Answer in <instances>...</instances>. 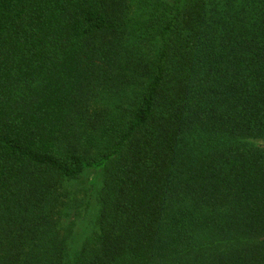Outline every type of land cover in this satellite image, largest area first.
<instances>
[{"label": "trees", "instance_id": "1", "mask_svg": "<svg viewBox=\"0 0 264 264\" xmlns=\"http://www.w3.org/2000/svg\"><path fill=\"white\" fill-rule=\"evenodd\" d=\"M0 264H264V0H0Z\"/></svg>", "mask_w": 264, "mask_h": 264}, {"label": "rangeland", "instance_id": "2", "mask_svg": "<svg viewBox=\"0 0 264 264\" xmlns=\"http://www.w3.org/2000/svg\"><path fill=\"white\" fill-rule=\"evenodd\" d=\"M167 1H170V0H167ZM252 143H254L257 146H261L260 141H252ZM99 178H100V173L98 171L97 172H95V171L87 172L84 175L83 179L79 182L80 183L79 186L82 188H88L93 182H95L97 185ZM89 212H90L89 217L91 218L94 215V211H93V209H91ZM86 234H87L86 229L83 228L82 232L80 229L79 234H75L73 236V238L71 240L72 250H75L79 246L80 242L83 240V238L85 237Z\"/></svg>", "mask_w": 264, "mask_h": 264}]
</instances>
